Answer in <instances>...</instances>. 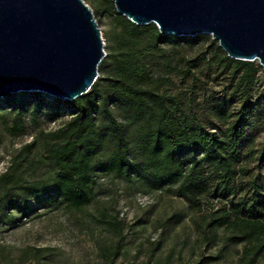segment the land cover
Instances as JSON below:
<instances>
[{"label": "trees", "instance_id": "trees-1", "mask_svg": "<svg viewBox=\"0 0 264 264\" xmlns=\"http://www.w3.org/2000/svg\"><path fill=\"white\" fill-rule=\"evenodd\" d=\"M117 12L122 28L115 48L99 66L102 80L75 99L53 98L72 112L47 144L45 156L57 171L34 180L19 179L11 171L1 174L5 189L0 191V224L3 216L12 223L16 215L27 217L42 208L80 210L96 196L99 178L113 174L141 181L151 190L176 186L200 213L197 223L203 241L216 250L187 264L217 262L228 246L236 244L242 245L236 251L237 264H264V180L258 172L244 189L239 147L246 129L254 125L252 114L262 104L261 96L253 93L263 66L223 53L214 57L221 64L216 65L217 74H224L227 81L223 92L199 93L193 74L186 95L169 93L162 85L174 70L172 61L165 65L169 71L159 73L148 61L149 54L170 42L171 36H186L163 35L155 23L139 25ZM19 93L42 94L20 90L6 96L0 109L15 112L13 132L23 130L22 117L30 108L28 98L17 99ZM116 104L126 110L125 120L117 115ZM257 159L260 167L264 144ZM97 219L118 236L113 245L103 247L105 264H114L122 248L123 221L107 210ZM44 250L50 248H32L28 257L40 258Z\"/></svg>", "mask_w": 264, "mask_h": 264}, {"label": "rangeland", "instance_id": "rangeland-1", "mask_svg": "<svg viewBox=\"0 0 264 264\" xmlns=\"http://www.w3.org/2000/svg\"><path fill=\"white\" fill-rule=\"evenodd\" d=\"M86 2L96 10L108 55L115 48V37L122 28L115 3L113 0ZM219 46V41L207 33L184 39L171 36L170 42L149 54L148 61L159 73L169 71L165 65L172 61L174 70L163 78L162 85L169 93L186 95L193 85V74L197 77L199 93L203 89L206 93L222 91L227 81L224 74H217L216 65L221 64L214 57L227 52L222 47L216 52ZM190 65L193 66L189 68ZM102 77L103 73H99L97 79ZM258 95L262 104L252 114L254 125L246 129L239 142L245 167L244 189L258 172L264 180V161L259 167L257 159L264 144V69L253 93L254 97ZM25 96L22 93L17 96L18 100L30 101V108L22 117L23 130L13 132L15 112L10 108L0 109V175L11 171L22 180L47 178L57 171V166L45 156L47 144L52 141L51 133L64 125L72 112L57 104L53 99L56 97L48 93ZM8 99L4 97L0 106ZM115 111L125 120L126 110L121 105L116 104ZM201 115L205 112L201 111ZM4 187L0 183L1 192ZM96 191V196L80 210L64 206L42 208L27 217L16 215L12 223L5 222L3 216L0 264H105L103 247L113 245L118 236L98 221L103 210L119 214L124 225L121 252L114 264H187L203 252L216 250L203 241L197 223L200 213L178 194L176 186L151 190L141 181L109 174L99 178ZM35 247L50 250H44L40 258H29ZM241 247V244L228 246L225 256L210 264H237L236 251Z\"/></svg>", "mask_w": 264, "mask_h": 264}, {"label": "water", "instance_id": "water-1", "mask_svg": "<svg viewBox=\"0 0 264 264\" xmlns=\"http://www.w3.org/2000/svg\"><path fill=\"white\" fill-rule=\"evenodd\" d=\"M163 35L211 34L227 54L264 69V0H113ZM86 0H0V101L20 90L62 99L87 93L107 55Z\"/></svg>", "mask_w": 264, "mask_h": 264}]
</instances>
